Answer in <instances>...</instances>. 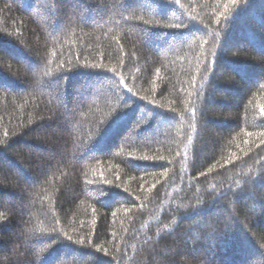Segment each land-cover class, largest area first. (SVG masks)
<instances>
[{
	"label": "trees",
	"instance_id": "obj_1",
	"mask_svg": "<svg viewBox=\"0 0 264 264\" xmlns=\"http://www.w3.org/2000/svg\"><path fill=\"white\" fill-rule=\"evenodd\" d=\"M0 85V264H264V0H0Z\"/></svg>",
	"mask_w": 264,
	"mask_h": 264
},
{
	"label": "snow or ice",
	"instance_id": "obj_2",
	"mask_svg": "<svg viewBox=\"0 0 264 264\" xmlns=\"http://www.w3.org/2000/svg\"><path fill=\"white\" fill-rule=\"evenodd\" d=\"M169 27H177V28H179V25H170ZM85 67H88V66L86 65ZM91 67H98V65H91ZM0 86H2V85H0ZM129 91H131V90L129 89ZM133 159H149V158L148 157H140V158L134 157ZM197 214H199V213L198 212H194L193 213V215H197ZM68 240L71 241V237H68ZM76 243H79V244L82 245L83 241L81 240V241H78ZM168 264H172V262L169 261Z\"/></svg>",
	"mask_w": 264,
	"mask_h": 264
}]
</instances>
